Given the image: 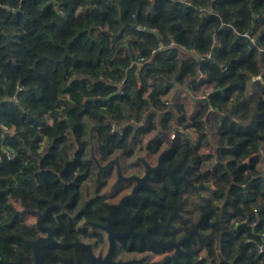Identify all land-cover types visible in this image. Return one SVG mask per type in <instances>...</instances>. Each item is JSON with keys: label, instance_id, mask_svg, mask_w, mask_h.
I'll list each match as a JSON object with an SVG mask.
<instances>
[{"label": "trees", "instance_id": "obj_1", "mask_svg": "<svg viewBox=\"0 0 264 264\" xmlns=\"http://www.w3.org/2000/svg\"><path fill=\"white\" fill-rule=\"evenodd\" d=\"M184 39L189 59L178 58ZM261 62L264 0H0V264L29 263L26 217L41 198L78 197L53 174L81 164L90 146L126 161L156 129L146 152H163L167 133L166 152L213 187L198 205L203 236L161 264H264V72L248 99L246 70L238 71L260 73ZM206 84L212 90L191 118L177 98L170 109L174 87ZM174 122L197 129L200 141L213 122L211 172H200L202 155ZM164 173H156L164 198L154 193L148 210L165 220L184 185Z\"/></svg>", "mask_w": 264, "mask_h": 264}, {"label": "flooded vegetation", "instance_id": "obj_2", "mask_svg": "<svg viewBox=\"0 0 264 264\" xmlns=\"http://www.w3.org/2000/svg\"><path fill=\"white\" fill-rule=\"evenodd\" d=\"M174 154L143 152L133 160L127 157L126 162L117 155L105 158L99 152H84L81 164L70 163L53 174L58 185H76L79 195L70 202L43 197V207L28 213L26 221L34 229L28 264L177 262L185 242H196L203 236L200 221L184 215L187 194L194 192L201 199L211 184L191 176L189 168H183V160L175 159ZM159 171L184 185L182 202L174 205L165 220L148 210L156 202L154 193L163 197L162 177L156 175ZM89 180L95 184L93 192L86 189ZM178 222L181 227H177ZM16 263L25 264L21 258Z\"/></svg>", "mask_w": 264, "mask_h": 264}, {"label": "rangeland", "instance_id": "obj_3", "mask_svg": "<svg viewBox=\"0 0 264 264\" xmlns=\"http://www.w3.org/2000/svg\"><path fill=\"white\" fill-rule=\"evenodd\" d=\"M248 39H250V37ZM244 70L251 72L250 71V68H248V67L246 68L245 66H244ZM208 92L209 91L205 92V90H204L201 93V96L199 95L201 97V99L207 98V93ZM199 96H198V98H200ZM177 99H178L177 100V103L184 106V109L186 111L187 116L189 118H191V116L193 114H195V111H194L195 108H193L192 102L189 101V97H185V100H184L183 103L180 102L181 99L179 100V97ZM168 100L170 102H172V103L174 102L171 97H169ZM197 108H198V106H197ZM176 126L180 127V130H181V128L183 129L182 133H185V134H188L189 135V137L191 138V142L197 148V151L200 152V154L202 155V157L204 159L203 160L204 162H203L202 166L200 167V172L203 171L206 174L209 173V172H211L210 171L211 168L215 165V159L213 158V155H212L213 153L212 152H215L214 149H215V145H216V142H217V139H218L217 138V134H216L215 130L213 129V127H214L213 122H210L209 126L207 127V137L204 140H202V141H200V139H199V133H198L197 129H194V128L185 129L181 125H176ZM157 133H158V131L156 129V130H152L147 135H142V137H141L142 139L139 140V148H138V151L131 156V160H133L137 156L141 155L143 152H146L147 151V148L146 147H147L148 142L150 141V139H152L153 137H155V134H157ZM172 134H173V132L170 133V137L171 138L173 137ZM160 136H162V140H163V144H164L163 145V149L161 151H166L165 148H166L167 143L165 142V139L167 137L169 138V136L167 135V133H165V134L162 133ZM198 140L200 142L199 145L195 144V143H197L195 141H198ZM75 146L76 147L74 148V151L78 148V144L75 145ZM263 151H264V149H263ZM85 152H87V155H88V154H90V152H95V151L90 146V147H88L86 149ZM179 152H181V150H179ZM113 156H116V154H114ZM95 177L96 176L94 174V179H95ZM64 178L66 179L68 177H64ZM85 186H86V189L87 190L89 188V191L90 192L91 191L93 192V190L95 188V184H93L91 180H89V183L88 184L85 183ZM212 190H213V187L212 186L208 188V191L205 190L204 191L205 196H208L209 197V195L212 194ZM191 193L192 194H187V198H186V202H185V206H184V209H185L184 215H185V217L187 219L189 218L190 220H193V222H197L198 219H199V213H200V210H199L200 207L198 206L200 199H197L195 197L196 195L194 194V192H191ZM15 205L19 209H21V205L19 203H15ZM27 220H28V218H27ZM176 225H177V227H181L180 226V222H178ZM154 262L155 261H152L149 264H153Z\"/></svg>", "mask_w": 264, "mask_h": 264}, {"label": "crops", "instance_id": "obj_4", "mask_svg": "<svg viewBox=\"0 0 264 264\" xmlns=\"http://www.w3.org/2000/svg\"><path fill=\"white\" fill-rule=\"evenodd\" d=\"M179 47H180V51L178 52V58H180V59H189L194 54V50L192 48H190L189 41L187 39L182 40L181 43L179 44ZM244 61L245 60H242L241 64L245 65ZM241 68H244V66L239 67V70H238L239 72H242ZM258 70H259V72L260 71L261 72L260 73H252V72H249V71H245V72L243 71L244 74H246V78H247V86H246L245 96L248 99L254 97L260 91L257 80L261 79V77H259V76H260L261 73L264 72V64L262 62L260 64V68H258ZM199 80L200 81H202V80L204 81L205 80V76L201 75L199 77ZM204 90H205V92L212 90V85H209V84L202 85V87L197 92H193L190 89V87L187 86V85L183 86V87H176V88L174 87L172 89L170 95L167 98L171 97L173 99V101L175 102V99L179 97V100L181 99L180 102L183 103L184 100H185V97H189V101L192 102L193 108H195L194 111L197 112L198 111L197 106H199V104H200L199 102L201 100L200 96H201V93ZM198 96L200 98H198ZM206 99L207 98H205L204 100H206ZM169 106H170V109H172V110L174 109V105H173L172 102L169 104ZM183 108H184V106H183ZM174 124H175V126L179 125L177 122H174ZM213 129H214V127H213ZM214 151H215V149H214ZM212 153H213L212 155H213V158L215 159V163H216V158H215V155H214L215 152H212ZM211 186L212 185H210V187Z\"/></svg>", "mask_w": 264, "mask_h": 264}, {"label": "built area", "instance_id": "obj_5", "mask_svg": "<svg viewBox=\"0 0 264 264\" xmlns=\"http://www.w3.org/2000/svg\"><path fill=\"white\" fill-rule=\"evenodd\" d=\"M138 28L139 29H142V27L141 26H138ZM211 56V54H207V57H210ZM143 61V59H141L140 60V62H142ZM171 102L170 101H168V104H170ZM49 122L51 123L52 121H50L49 120ZM11 130V128H9L8 126H3V132L5 133V134H8V132ZM181 131H183V129L181 128ZM172 136L174 137L175 136V132H173V134H172ZM172 137V138H173ZM10 155H9V157L10 158H12L13 157V154L12 153H9ZM261 154H262V156H264V151H263V149L261 150ZM255 224V223H254ZM264 250V245H261L260 246V251L262 252ZM205 250H202V255H204L205 254Z\"/></svg>", "mask_w": 264, "mask_h": 264}, {"label": "water", "instance_id": "obj_6", "mask_svg": "<svg viewBox=\"0 0 264 264\" xmlns=\"http://www.w3.org/2000/svg\"><path fill=\"white\" fill-rule=\"evenodd\" d=\"M188 2H190V0H187ZM223 28H233L231 25H225V26H223ZM243 37H245V38H249V34L248 35H246V34H244V35H242ZM133 177V176H132ZM131 177V178H132ZM183 240H181L180 242H177L176 243V245H179L181 242H182ZM179 255V253L177 252L176 254H175V256H174V258L177 260V256Z\"/></svg>", "mask_w": 264, "mask_h": 264}]
</instances>
